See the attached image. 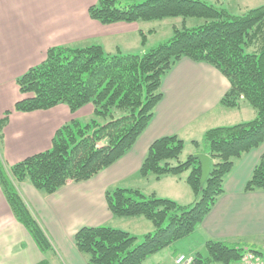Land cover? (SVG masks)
<instances>
[{
	"label": "trees",
	"instance_id": "1",
	"mask_svg": "<svg viewBox=\"0 0 264 264\" xmlns=\"http://www.w3.org/2000/svg\"><path fill=\"white\" fill-rule=\"evenodd\" d=\"M126 2V1H125ZM96 0L88 14L103 24L195 17L204 24L173 27L172 37L149 51L107 52L99 44L51 46L44 59L16 79L25 96L15 111L45 110L66 104L74 113L92 105L93 117L77 118L58 127L50 148L7 166L0 155V188L16 220L23 225L42 254L52 250L51 241L16 184L30 182L35 189L52 194L68 182L91 179L129 151L151 121L163 97L164 76L181 58L211 65L229 82L219 104L238 108L247 102L254 110L251 120L208 128L185 160V142L177 134L156 138L149 145L137 171L160 180L188 172L185 183L198 199L180 204L140 188L105 190L109 210L115 217H143L154 230L140 236L107 225L82 226L74 244L87 264H142L150 255L189 237L223 194V183L235 160L264 142V3L239 16L204 0ZM142 44L145 34L140 32ZM11 110L0 119L5 125ZM210 157V170L201 183V167L195 157ZM264 190V151L244 185L245 192ZM206 256L192 255L191 264H233L249 250L222 240L205 242ZM36 264H49L46 258Z\"/></svg>",
	"mask_w": 264,
	"mask_h": 264
},
{
	"label": "crops",
	"instance_id": "2",
	"mask_svg": "<svg viewBox=\"0 0 264 264\" xmlns=\"http://www.w3.org/2000/svg\"><path fill=\"white\" fill-rule=\"evenodd\" d=\"M95 2L0 0V119L11 110L0 129V155L7 166L50 148L58 127L77 118L84 109L92 111L90 105L72 113L62 103L31 112L13 109L14 103L25 96L19 92L16 79L41 62L49 47L99 44L113 53L127 52L129 49L125 48L130 44L136 45L135 33L142 30L140 22L103 24L88 14L89 6ZM228 89V80L214 67L183 57L164 76L163 97L148 126L114 164L89 180L68 182L52 194L38 191L26 180L18 182V192L51 241L52 250L46 254L40 252L16 220L0 188V264H36L44 258L49 264H87L73 240L74 233L82 226L107 225L140 236L141 233L132 230L146 226L143 218L113 216L105 200V190L120 184L125 188H140L132 187L129 184L133 183L129 182L139 183L137 171L156 138L177 134L185 145L188 143L193 148L191 141L200 139L205 130L227 124V110L219 102ZM263 151L264 142L235 163L224 180L223 194L189 237L150 255L142 264H177V255H194L200 246L206 249L205 242L209 239L249 248L261 244L264 190L245 192L244 185ZM169 179V184L177 181V177Z\"/></svg>",
	"mask_w": 264,
	"mask_h": 264
},
{
	"label": "rangeland",
	"instance_id": "3",
	"mask_svg": "<svg viewBox=\"0 0 264 264\" xmlns=\"http://www.w3.org/2000/svg\"><path fill=\"white\" fill-rule=\"evenodd\" d=\"M140 1L141 0H139V2ZM204 1L213 4L218 8L224 9L229 16H239L245 13L250 8L256 7L264 3V0H204ZM202 24H204V20L195 17H186V18L168 17L162 20L140 21L139 23L140 29H142L141 31L145 34L144 44H142V37L140 31H136L135 33L136 45L130 44V46H128V48L125 49H129L127 52L130 53L142 54L156 47L157 45L169 40L173 35L174 26L178 28H182V27L192 28V27L200 26ZM90 105L91 104H87L84 106V108ZM225 110H227L225 117L228 116L225 120L226 121L225 123H227L225 125H231L235 123L248 121L253 119L256 115L255 110L247 102L241 103V106L238 108H227V109L225 108ZM92 117H93L92 111L88 112L87 109H84V111H82L78 115L77 119L81 123H86ZM192 150L193 148L187 143L180 155V159L185 160L188 154L191 153ZM235 162L238 164L240 161L238 159L235 160ZM187 174L188 172H183L179 176V178H177V181L174 184H172V182L169 184V181L171 179H169L170 176H167L169 177L168 179H163L160 182H157L155 179L148 180L141 178L139 183L134 181V182H129V183H133L129 185H133L132 187H140V190L143 191L144 193H150L153 190L155 191L157 190L158 196L169 197L180 204L186 205L193 203L198 199L196 196L193 195L187 183H185V177ZM117 186L123 187L120 184V185H112L110 188ZM174 186L176 188L172 189ZM143 220L146 222L145 227H140L135 230L132 228L133 229L132 231L141 233L140 236L144 233H148L154 230V226L150 221H148L145 218H143ZM140 236L138 241H141ZM197 247H199V245H197ZM250 247L262 254L261 261L264 262V241L261 244L253 245ZM197 251H199V253L202 256H206L207 254V251L206 249H203V246L202 248L200 246V248H198Z\"/></svg>",
	"mask_w": 264,
	"mask_h": 264
},
{
	"label": "built area",
	"instance_id": "4",
	"mask_svg": "<svg viewBox=\"0 0 264 264\" xmlns=\"http://www.w3.org/2000/svg\"><path fill=\"white\" fill-rule=\"evenodd\" d=\"M175 262L177 264H191L192 257L186 256L184 254H180L176 257ZM233 264H264V263L253 252L247 250L243 252L240 260Z\"/></svg>",
	"mask_w": 264,
	"mask_h": 264
},
{
	"label": "water",
	"instance_id": "5",
	"mask_svg": "<svg viewBox=\"0 0 264 264\" xmlns=\"http://www.w3.org/2000/svg\"><path fill=\"white\" fill-rule=\"evenodd\" d=\"M195 157L199 160L200 162V167H201V178L200 181L203 183L208 176L209 170H210V157L209 155L205 153H197L195 154Z\"/></svg>",
	"mask_w": 264,
	"mask_h": 264
}]
</instances>
